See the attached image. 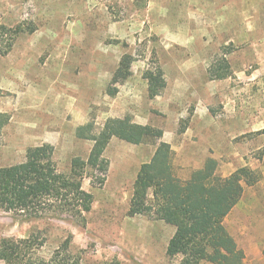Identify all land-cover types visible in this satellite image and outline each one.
Here are the masks:
<instances>
[{
	"label": "rangeland",
	"instance_id": "obj_1",
	"mask_svg": "<svg viewBox=\"0 0 264 264\" xmlns=\"http://www.w3.org/2000/svg\"><path fill=\"white\" fill-rule=\"evenodd\" d=\"M2 24L25 31L0 38V48L12 43L0 52V112L11 115L0 166L49 143L59 170L70 172L112 118L164 134L141 144L111 139L104 184L83 180L94 194L85 225L0 209V239L37 234L50 258L70 238L58 257L66 264H180L167 253L174 225L153 212L129 214L138 172L165 141L183 181L204 167L222 177L245 166L260 174L224 226L246 264H264V0H0ZM226 52L232 75L211 78ZM125 55L130 72L117 75ZM158 67L166 85L152 96L147 74Z\"/></svg>",
	"mask_w": 264,
	"mask_h": 264
},
{
	"label": "trees",
	"instance_id": "obj_2",
	"mask_svg": "<svg viewBox=\"0 0 264 264\" xmlns=\"http://www.w3.org/2000/svg\"><path fill=\"white\" fill-rule=\"evenodd\" d=\"M6 31L12 32L14 38L25 30L21 26L10 29L2 24L0 38ZM11 48L12 43L8 48H0V52L7 54ZM229 52L210 66L211 78L224 79L232 75ZM131 62V56L125 55L117 75L129 74ZM147 77L151 95L161 93L166 85L163 69L151 70ZM10 119L9 113L0 112V133ZM163 134L161 128L136 123L130 116L109 119L98 135H91L94 145L88 159L73 158L70 172L59 170L52 144L32 146L24 161L0 166V209L13 212L23 220L50 217L85 225L86 214L93 208L94 194L83 187V180L89 176L93 186L98 182L104 184L109 171L104 152L111 139L116 136L141 144L157 142ZM172 153L171 145L161 141L153 158L142 164L129 214L153 212L174 225L176 231L169 241L167 253L171 257L180 256V264H201L203 261L246 264L244 254L227 232L224 220L242 198L245 184L257 183L260 174L245 166L222 177L204 167L183 181L174 174ZM70 242V238L67 239L61 250L46 258L40 253L44 240L37 234L2 238L0 260L5 264H66L58 257L62 251L68 255Z\"/></svg>",
	"mask_w": 264,
	"mask_h": 264
}]
</instances>
